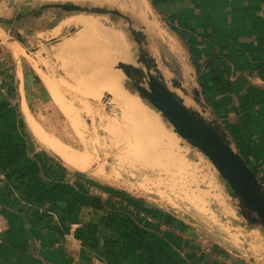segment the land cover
<instances>
[{"label":"crops","instance_id":"0c3cea01","mask_svg":"<svg viewBox=\"0 0 264 264\" xmlns=\"http://www.w3.org/2000/svg\"><path fill=\"white\" fill-rule=\"evenodd\" d=\"M142 3L127 15L149 68L216 126L264 189V0ZM1 20L0 264H260L202 246L143 202L109 199L61 162L28 117L35 72L20 24ZM49 24L39 31L60 19ZM122 75L135 82L133 71Z\"/></svg>","mask_w":264,"mask_h":264},{"label":"rangeland","instance_id":"374dc122","mask_svg":"<svg viewBox=\"0 0 264 264\" xmlns=\"http://www.w3.org/2000/svg\"><path fill=\"white\" fill-rule=\"evenodd\" d=\"M54 1L85 10L41 6ZM141 5L142 0H0V14L10 18L1 21L20 24L23 33L17 38L27 43L25 58L35 72L27 101L35 124L76 153L85 168L43 144L78 177L105 190L109 199L143 202L202 246H225L261 264L264 227L247 216L211 160L130 90L131 81L124 82L123 63L149 68L146 43L136 42L127 15V8ZM6 6L11 7L7 15ZM57 18L55 28L39 31ZM122 49L127 59L121 58ZM143 76L134 83L147 86Z\"/></svg>","mask_w":264,"mask_h":264},{"label":"water","instance_id":"95a60500","mask_svg":"<svg viewBox=\"0 0 264 264\" xmlns=\"http://www.w3.org/2000/svg\"><path fill=\"white\" fill-rule=\"evenodd\" d=\"M41 6L78 7L76 3L62 1L45 2ZM121 69L129 75L130 71H133L135 80L138 76L144 79L143 73H146L147 86L141 83H128L130 90L161 112L180 136L211 160L228 188L240 199L247 216L252 222L264 227L263 186L243 157L234 150L216 126L184 104L150 68L139 69L126 62Z\"/></svg>","mask_w":264,"mask_h":264},{"label":"bare ground","instance_id":"6f19581e","mask_svg":"<svg viewBox=\"0 0 264 264\" xmlns=\"http://www.w3.org/2000/svg\"><path fill=\"white\" fill-rule=\"evenodd\" d=\"M54 9H62V10H65V11H83L85 10L83 7H68V8H64V7H58V8H54ZM99 11V10H98ZM110 39L113 41H117L118 42V38L115 36V35H110L109 36ZM118 45V43H116ZM127 54L126 52L122 49V54H121V58L123 59H127ZM56 97V96H55ZM57 100H59L57 98ZM30 121H31V124L36 132V134L39 136V138L45 143L47 144L48 146H50L54 151H56L62 158H64L68 163L74 165L75 167H78L79 169L80 168H85V163L81 164L78 162V160L76 159V157L71 153L69 152L66 148H64L63 144H60L58 143L56 140L54 139H51V138H48L46 135H44L42 129L37 126L35 124V122L32 120L31 116L28 115ZM77 157H81L80 155L77 154ZM88 163V162H87Z\"/></svg>","mask_w":264,"mask_h":264},{"label":"built area","instance_id":"2783aa9c","mask_svg":"<svg viewBox=\"0 0 264 264\" xmlns=\"http://www.w3.org/2000/svg\"><path fill=\"white\" fill-rule=\"evenodd\" d=\"M3 82V78H2V76L0 75V83H2Z\"/></svg>","mask_w":264,"mask_h":264}]
</instances>
